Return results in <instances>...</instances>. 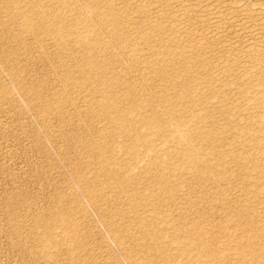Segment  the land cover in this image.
<instances>
[{
    "label": "rangeland",
    "instance_id": "obj_1",
    "mask_svg": "<svg viewBox=\"0 0 264 264\" xmlns=\"http://www.w3.org/2000/svg\"><path fill=\"white\" fill-rule=\"evenodd\" d=\"M9 3L0 264H162L142 224L171 264H264V0H18L58 14L55 31L31 21L42 36ZM130 116L146 138L122 131Z\"/></svg>",
    "mask_w": 264,
    "mask_h": 264
},
{
    "label": "bare ground",
    "instance_id": "obj_2",
    "mask_svg": "<svg viewBox=\"0 0 264 264\" xmlns=\"http://www.w3.org/2000/svg\"><path fill=\"white\" fill-rule=\"evenodd\" d=\"M29 1V0H28ZM10 3L12 4L11 6H13L14 8H15V11H16V16L18 15L19 17H21L22 19H21V21H22V29L24 30V32L26 31V33L28 32V33H30V34H32L33 36H42V34L43 33H45L43 30H41V31H38L36 28H32L31 26H32V24H31V26H30V23H32L31 21H34V20H36V21H38L39 23H41V24H44V25H47V26H49L48 28L49 29H52L53 31H55V30H57V24L55 23V17L56 16H58V14L57 13H51V12H49V11H46V10H44V9H42V8H37L35 11H34V13L36 14L35 15V17L33 16V17H31V16H29L28 15V13H25V8H21L19 5V3H18V0H10ZM9 3V4H10ZM27 3H29V2H27ZM19 4V5H18ZM67 4V3H66ZM71 4V3H70ZM23 7V6H22ZM15 13V12H14ZM74 13H76V14H79V13H77V11L76 12H74ZM74 13H72V14H74ZM71 15V14H70ZM79 15H81V14H79ZM76 17V16H75ZM78 17V16H77ZM76 20V19H75ZM83 41H84V39H83ZM79 43V42H78ZM80 43H82V42H80ZM88 43V42H87ZM75 45H77V44H75ZM79 45H81V44H79ZM78 46V45H77ZM80 47H82V46H80ZM258 59V58H257ZM152 68H154V67H152ZM152 68H150V71H151V69ZM88 69V68H87ZM82 70H84V69H82ZM156 70H158V69H156ZM88 71V70H87ZM86 71V72H87ZM146 71V70H145ZM149 70H147L146 72H148ZM154 71V70H153ZM83 72V71H82ZM145 72V73H146ZM84 73H85V71H84ZM154 73H157V71H155ZM159 73H160V70H159ZM252 78V77H251ZM191 87V86H190ZM186 89V88H185ZM179 94H181L182 96L183 95H185V91L183 90L182 91V93L180 92ZM181 96V97H182ZM184 97V96H183ZM125 100H128V96H126V98H125ZM264 100V99H263ZM256 101V100H255ZM263 102V101H262ZM257 103H258V101H257ZM114 111L116 112V113H118V114H122V108H121V106L120 105H118V104H114ZM131 107H132V105H130L129 106V108L131 109ZM263 109H264V106H263ZM141 110H143V108H141L140 109V111L138 110L137 112H136V114L138 115L140 112H141ZM264 112V111H263ZM135 114V115H136ZM262 116V119L264 120V114H262L261 115ZM131 118H129V119H126V120H123L121 123H120V127H121V129H122V131H124V133H126V134H129V135H133L134 134V136H135V138H138L139 140L141 139V137H143L144 136V138H146L147 136H145V135H142L141 133H140V131H142V128L144 127V121H142V120H145L144 118H142V120H141V123H139V124H135L134 125V123H136L137 122V120H136V118L134 117V116H130ZM198 117V116H197ZM196 117V119H198ZM149 124H158V122H157V120H155V118L153 117V118H151V120L148 122ZM263 123V122H262ZM156 131H154L153 133L155 134V132H157L158 131V128H156L155 129ZM174 131H175V129H174ZM195 132H197V131H193V130H188L182 137H181V139H180V141H182V140H190L193 136H195L196 135V133ZM201 132V131H200ZM148 134L149 136L151 135V136H153L154 134ZM158 133V132H157ZM140 135H141V137H140ZM251 135V134H250ZM252 136V135H251ZM134 141H136V140H134ZM150 148H151V150H156L155 149V147H153V145L152 146H150ZM98 153L100 154V157H99V161L102 163V165L104 164V165H106V164H108V157H109V149H108V147L107 146H105L104 144H102V145H99L98 146ZM176 156H177V154H176ZM184 156H186L189 160H190V162H191V164L189 163L188 164V166H186V168L189 170V169H192V168H195V167H197L198 166V161L195 159V156L194 155H192L190 152L188 153V152H186V151H179L178 152V158L180 157V159H184ZM199 159V158H198ZM103 165V167H104V171H105V173H106V175L107 176H109L110 178H115L116 177V170L114 169V168H112V167H105ZM185 168V169H186ZM50 218V217H49ZM48 218V219H49ZM50 219H53V218H50ZM49 222V221H48ZM52 222V221H51ZM107 223H108V225H110L111 227L113 226V223L111 222V221H107ZM70 227V230H67L66 232H65V236H68V235H75V233H76V230H75V227H72V226H69ZM141 228H142V232H143V235H144V237H146L147 238V240H148V245L151 247V248H153L155 251H157L160 255V260H161V262H162V264H171V262H173L172 261V256L171 255H167L166 253H164V250L162 249V247H161V243H162V239L160 238V237H158V235L156 234V233H154V232H152V231H150L146 226H145V224H142L141 225ZM203 238H204V235L201 233V234H197V233H190V235H188L187 236V240H186V244H185V246H187L186 248H188L189 247V245L190 244H199V246H200V244H201V246L199 247V249L197 248V252H196V254L197 255H201V254H205V253H211L212 254V256H214L215 255V251L212 249V248H210L209 246H208V244L206 243V242H204V240H203ZM186 251V250H185ZM183 252V251H182ZM215 264H227L226 262H222V260H218V262H216ZM231 264H239V263H231ZM243 264H248V263H243Z\"/></svg>",
    "mask_w": 264,
    "mask_h": 264
}]
</instances>
